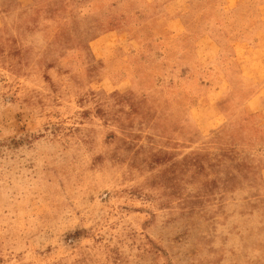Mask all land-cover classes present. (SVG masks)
Listing matches in <instances>:
<instances>
[{
  "label": "rangeland",
  "instance_id": "obj_1",
  "mask_svg": "<svg viewBox=\"0 0 264 264\" xmlns=\"http://www.w3.org/2000/svg\"><path fill=\"white\" fill-rule=\"evenodd\" d=\"M141 3L0 6V264H264L254 88L209 103L249 67L217 57L199 86L192 44L134 27ZM239 4L264 51V0Z\"/></svg>",
  "mask_w": 264,
  "mask_h": 264
},
{
  "label": "crops",
  "instance_id": "obj_2",
  "mask_svg": "<svg viewBox=\"0 0 264 264\" xmlns=\"http://www.w3.org/2000/svg\"><path fill=\"white\" fill-rule=\"evenodd\" d=\"M7 0H0V6ZM136 29L148 22L153 28L161 22L165 30L163 38L175 40V43L194 47L187 59V65L204 86V78L200 75L207 65L217 57H232L242 61L249 67V72L226 71L223 78L215 81L209 103L213 105L231 102L240 97L244 91L252 93L245 99L241 107L247 113L261 116L259 130L264 134V51H254L255 45L247 40L245 17L239 0H143L137 5ZM5 25V13L0 11V31ZM150 28V29H151ZM193 42H187L188 39ZM183 48V47H182ZM144 50L137 48L134 54ZM261 55H256V54ZM249 73V74H248ZM217 82V83H216ZM246 88V89H245ZM249 88V89H248ZM252 158L248 163L251 182L261 189L259 200L264 202V153ZM258 164V165H256ZM264 231V229L262 230Z\"/></svg>",
  "mask_w": 264,
  "mask_h": 264
}]
</instances>
